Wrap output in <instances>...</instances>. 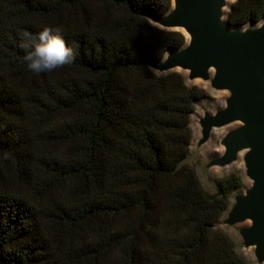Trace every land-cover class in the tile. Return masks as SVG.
<instances>
[{
  "label": "trees",
  "instance_id": "1",
  "mask_svg": "<svg viewBox=\"0 0 264 264\" xmlns=\"http://www.w3.org/2000/svg\"><path fill=\"white\" fill-rule=\"evenodd\" d=\"M172 0H0V264H249L216 222L214 192L183 162L207 91L153 65L185 45L151 20ZM231 27L264 20L234 0ZM59 27L76 57L34 74L24 31Z\"/></svg>",
  "mask_w": 264,
  "mask_h": 264
},
{
  "label": "water",
  "instance_id": "2",
  "mask_svg": "<svg viewBox=\"0 0 264 264\" xmlns=\"http://www.w3.org/2000/svg\"><path fill=\"white\" fill-rule=\"evenodd\" d=\"M225 5L226 0H172L165 14L151 16L160 27L187 36L185 45L169 50L152 67L159 73L188 70L190 79H207L213 69L212 86L230 91L224 108L201 119L202 140L213 127L240 122L223 137L225 151L214 162H230L247 149L243 159L252 184L235 197L226 221H251L241 230L244 243L255 246L264 261V22L231 27L223 19Z\"/></svg>",
  "mask_w": 264,
  "mask_h": 264
},
{
  "label": "rangeland",
  "instance_id": "3",
  "mask_svg": "<svg viewBox=\"0 0 264 264\" xmlns=\"http://www.w3.org/2000/svg\"><path fill=\"white\" fill-rule=\"evenodd\" d=\"M232 2H234V0H226V5L223 7L225 14ZM225 14L223 19H225ZM262 22H264V20H260L256 24H260ZM253 25L254 24H245L236 28L244 29ZM173 70L182 72L185 76L187 84L198 85L207 91V97L195 104L194 111L190 116L192 138L189 153L183 162L193 166L200 183L211 193L215 191V179L217 177L228 175L239 177L241 186L233 191L230 204L227 210L223 213L222 217L216 222V227L230 236L235 243L237 251L247 260L249 264H264L263 260H258L255 252V246L245 245L244 243V237L241 230L242 228L249 226L251 221L249 219L237 221L235 223H228L226 221L229 210L235 202V197L237 195L245 194L246 190L252 184V180L246 175V165L243 159L244 153L247 149L240 150L237 153L236 158L230 162L224 164L214 162L216 159L220 158L225 151V147L222 144L223 137L229 131L240 125V122L233 121L219 127H213L208 138L204 141L202 140L201 119L207 113L215 114L217 111L224 108L226 99L230 95V91L227 89H216L212 86L211 80L214 72L213 69H210L209 77L207 79L200 77L190 79L188 77V70L181 68Z\"/></svg>",
  "mask_w": 264,
  "mask_h": 264
},
{
  "label": "clouds",
  "instance_id": "4",
  "mask_svg": "<svg viewBox=\"0 0 264 264\" xmlns=\"http://www.w3.org/2000/svg\"><path fill=\"white\" fill-rule=\"evenodd\" d=\"M19 46L25 50L26 68L37 75L71 64L76 57L73 48L66 45L59 27L45 26L36 34L24 31Z\"/></svg>",
  "mask_w": 264,
  "mask_h": 264
},
{
  "label": "bare ground",
  "instance_id": "5",
  "mask_svg": "<svg viewBox=\"0 0 264 264\" xmlns=\"http://www.w3.org/2000/svg\"><path fill=\"white\" fill-rule=\"evenodd\" d=\"M185 32V31H184Z\"/></svg>",
  "mask_w": 264,
  "mask_h": 264
}]
</instances>
